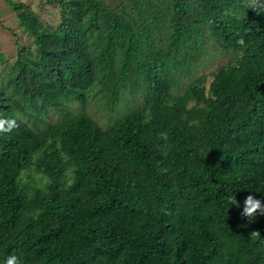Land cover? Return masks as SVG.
I'll use <instances>...</instances> for the list:
<instances>
[{
  "label": "trees",
  "instance_id": "obj_1",
  "mask_svg": "<svg viewBox=\"0 0 264 264\" xmlns=\"http://www.w3.org/2000/svg\"><path fill=\"white\" fill-rule=\"evenodd\" d=\"M60 1L57 28L21 14L37 49L0 80L17 122L0 132V264H264V213L242 214L264 202V0H132V20ZM207 34L235 54L174 93ZM97 88L134 102L107 128L84 108Z\"/></svg>",
  "mask_w": 264,
  "mask_h": 264
},
{
  "label": "rangeland",
  "instance_id": "obj_2",
  "mask_svg": "<svg viewBox=\"0 0 264 264\" xmlns=\"http://www.w3.org/2000/svg\"><path fill=\"white\" fill-rule=\"evenodd\" d=\"M15 2H24L25 7L15 8L6 0H0V80L4 85L5 75L8 73V67L16 61L22 47H29L36 51L35 37L28 32L22 24L21 14L34 12L37 14L40 23L54 24L58 27L63 19V3L60 0H13ZM119 13L128 15L130 19L140 18L136 10H134L132 0H101ZM28 16L29 13H26ZM143 19H139L140 22ZM165 34H170V28H165ZM166 35V36H167ZM165 36H157V45L167 48L168 39ZM161 47V46H160ZM202 53L197 55L198 58H192L186 64L185 73L179 70L176 80L174 93H182L187 85L200 75H208V79L204 84L209 87L214 80L213 72L229 62L235 51L233 49H223L219 46L210 34H207L201 41ZM185 54V52H184ZM26 55V54H25ZM35 57L40 55L34 54ZM101 91L97 88L90 97V102L84 107L103 127L107 128L119 116L125 114L134 105L133 101H122L118 109L112 110L111 104L101 100ZM140 103V102H139ZM192 104V103H191ZM190 104V105H191ZM74 109L78 107V102L74 103ZM50 121H59V117H50Z\"/></svg>",
  "mask_w": 264,
  "mask_h": 264
},
{
  "label": "clouds",
  "instance_id": "obj_3",
  "mask_svg": "<svg viewBox=\"0 0 264 264\" xmlns=\"http://www.w3.org/2000/svg\"><path fill=\"white\" fill-rule=\"evenodd\" d=\"M240 43H243V41L241 40ZM15 127H17V122L15 119L0 118V132H11ZM230 203L239 206V201L237 200H230ZM258 210L260 211V213H264V202H262L261 199L257 198L253 194L247 195L244 200L242 214L246 215L249 218H252L254 215H257ZM3 264H21V262L20 258L16 254H12L8 256Z\"/></svg>",
  "mask_w": 264,
  "mask_h": 264
}]
</instances>
